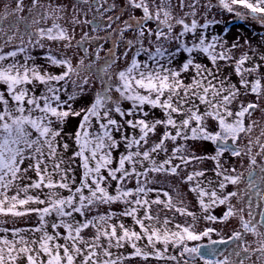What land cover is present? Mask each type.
<instances>
[{
	"label": "snow or ice",
	"instance_id": "obj_1",
	"mask_svg": "<svg viewBox=\"0 0 264 264\" xmlns=\"http://www.w3.org/2000/svg\"><path fill=\"white\" fill-rule=\"evenodd\" d=\"M90 2L96 5L97 15L91 20L73 16L71 22L91 25L93 32L104 31L106 35L89 36L85 32L76 41V47L84 55L75 65L71 58L53 55L48 48L44 58L47 63L63 69L59 74L30 63L33 58L29 55H24L23 60L18 57L26 54L29 48H45L44 41L57 42L65 49L72 47L74 36L59 23L63 19L64 6L49 4L45 7L40 0H32L28 8L31 15L23 16L19 13L24 11V0H13L11 11L8 10L10 6L5 5L0 12V216L37 217L34 227L0 228L3 233L0 235V264H19L21 260L25 264H124L133 256L144 260L150 256L164 258L170 244L181 248L179 259L177 255L167 256L176 264H198V261L245 264L254 253L264 259V212L257 220L251 204L253 195L264 200V163L258 166L259 175L256 170V156H264V143L260 142L264 130L255 141L249 138L243 147L239 143L242 134H250L258 123L251 120L245 124V117H251L259 104H245L240 97L249 92L255 94L257 100L264 96V76L259 75L262 65L245 67L251 59L247 52L234 60L232 50L240 47L239 42L229 46L220 35H212L209 39L206 33L210 25L220 22L205 20L200 23L197 20L198 0L187 5L192 11L181 17L173 15V0H151V7L149 0H126L127 6L141 10L142 15L130 16L119 29L112 28L113 22L120 19L119 15L105 18V13L116 8L115 3L101 11L107 0H77V4ZM77 4L73 5L74 11L79 10ZM217 4L240 21L251 19L264 27V0H217ZM179 7H185L184 0H179ZM189 16L192 18L187 20ZM9 17L5 29L4 22ZM49 20L51 26H41ZM149 23H154L155 27L149 28ZM130 30L135 33V39L124 40V33ZM117 32L126 45L122 56L127 62L122 69L114 70L121 59L114 50L118 40L113 34ZM146 34L152 48L144 46ZM153 36L155 40L151 39ZM108 39L112 40L113 47L102 57L104 45L100 41ZM172 43L176 44L175 49L165 46ZM91 44L96 47L90 52ZM7 45H13V50L5 52L3 49ZM131 49L135 51L128 60ZM181 53L186 54L185 59L174 67ZM141 55L146 59H139ZM198 57L207 59L215 71L199 62ZM233 60L240 87L229 82L228 77L219 78L220 62L229 64ZM260 60L264 61V55ZM189 72L192 75L185 82L184 75ZM253 74H257L256 78L250 81L247 77ZM93 76L100 87L87 107L74 110L73 104L78 97L87 94L85 86L90 87ZM69 85L73 89L70 93ZM237 101L238 110L233 111L231 106ZM125 104L129 106L125 108ZM201 106H204L203 111ZM156 109L162 112L163 118L149 120L150 112ZM70 116L81 117L73 136L76 150L69 158L73 163L79 160L78 182L71 165L64 166L66 162L61 152V149H69V144L61 141ZM209 121L216 122L218 130L213 131ZM158 126L164 131L158 142L149 144L150 135L156 133ZM126 128H131L133 133L138 130L139 135H129ZM116 133H121L119 139ZM169 141L173 145L170 151L166 143ZM189 141L211 142L215 154L197 155L194 144ZM254 143L259 145L260 151L252 155ZM121 145L124 151L114 156ZM162 152L165 158L158 160ZM225 152L237 158L242 154L249 156L247 175L237 172L235 167H222L220 158ZM206 159L216 161L215 174L222 177L219 189L232 185L233 191L220 195L216 189L202 186L203 170L188 172L182 182L188 183L189 191L196 193L203 211L227 205L221 217L208 214L204 219L228 221L238 215L239 228L227 239L210 240L208 247L189 246L188 241L210 237L216 229L197 232L195 213L178 206L169 191L153 185L160 183L157 177H178L190 165ZM29 172H33L35 178L30 177ZM131 182L134 187L128 186ZM13 190L14 194L9 195ZM151 193H155V197L150 199ZM161 195L165 199H161ZM233 198L248 200L247 218L244 208L237 209L231 204ZM117 203L124 205L119 217H131L140 231L127 227L117 218V213L111 210ZM31 204L38 206L29 207ZM179 204L183 205V201ZM153 205H163L165 209L189 216L193 225L177 224V230L171 231L167 228L171 221L166 216L163 227H155L152 222L159 223L160 218L152 214ZM101 207L107 210L101 213ZM141 211L143 216L139 215ZM50 218L54 219L50 222ZM88 229L94 230V234L86 238L84 233ZM9 231L11 239L7 235ZM248 234L257 238V248L250 250L245 239ZM145 238L152 247L151 252L137 244ZM229 241L237 244L231 256L215 248L217 243ZM157 243L163 244V250L156 247ZM126 244L133 249L127 257L113 253L112 249H122ZM241 253L243 258H240ZM218 255L223 258H217Z\"/></svg>",
	"mask_w": 264,
	"mask_h": 264
},
{
	"label": "rangeland",
	"instance_id": "obj_2",
	"mask_svg": "<svg viewBox=\"0 0 264 264\" xmlns=\"http://www.w3.org/2000/svg\"><path fill=\"white\" fill-rule=\"evenodd\" d=\"M32 0H24V11L19 13V15L23 16H30L31 13L28 12V8L31 6ZM115 3L116 8L108 11L105 13V18L109 15H119L120 19L116 20L112 24V28L119 29L123 27V21L127 20L130 16L134 15L136 17H139L142 15L141 10H134L131 7L127 6L126 0H107V3L103 5L101 8V11H103V8L108 7V4ZM185 7L181 8L179 7V0H173V4L175 7L173 8V15L177 17L184 16L185 13L191 12L192 9L189 8L187 5L192 4L193 0H184ZM40 4L47 7L49 4L56 6V5H63L64 6V12L61 13L63 16V19L59 21V23L69 29V33L74 36V39L72 40V47L69 49H65L62 44H58L57 42H48L44 41L45 48H29V51L26 54H19V59L23 60L24 55H29L33 58L31 62H34L37 65H40L42 69H46L47 71L53 73V74H59L63 69L59 66H54L46 62L45 60V53L48 50V48H51L52 54L57 55L58 57H68L71 58L73 64L75 65L80 57L84 55L82 51H80L79 48L76 47V41H78L81 36L87 32L89 36L98 35V36H105L106 33L104 31L100 32H93L91 25L86 24H77L73 25L71 20L73 16H76L80 20H91L93 16L97 15L96 13V5L94 3L89 4H77V0H40ZM77 4L78 11H74L73 5ZM215 5L214 7H207V5ZM5 5H9V11L14 7L13 0H0V12H3L5 9ZM149 5L151 7V0H149ZM196 10V19L203 23L205 20H216L220 23L218 24H212L210 25L209 29L207 30V35L209 39L212 35H220L226 43L230 46L234 42H239L240 47L237 49L232 50V56L235 59H238L243 53L247 52L249 57L251 58L248 62H246L245 67H252L253 64H261L262 67L259 70V75L264 76V61L260 60V57L264 55V27H262L258 22H255L251 19H248L246 21H240L238 20L234 14L227 13L225 10L220 8L217 4V0H198V3L195 6ZM28 13V14H27ZM86 13V15H85ZM192 17H186L187 20H190ZM11 17L5 20L4 27L5 29L8 28L9 20ZM106 22V19H105ZM43 27L51 26V20L47 22V24H42ZM149 28H154V23H149L147 25ZM180 29L177 28L176 31L178 32ZM108 31H111L109 29ZM113 37L118 40V43L115 47V52L117 56H120L121 59L117 62V65L114 66V70L122 69L126 66V60L123 58L122 54L127 50L126 45L124 43V40L127 39H135V33L133 31H126L124 33V40L119 39V33H114ZM152 40H155V37L153 36L151 38ZM190 39V37H189ZM100 43H103L104 50L101 51L100 55L103 57L105 56L108 48L113 47L112 40H103L100 41ZM144 46L152 48L153 45L149 43V39L147 37V34L144 39ZM166 47H170L171 49H175L176 44L172 43L170 45L166 44ZM96 47V44H91L89 46V51L91 52ZM5 52L13 50V45H7L3 49ZM135 49L128 50V60L131 59L133 52ZM186 54H179L176 57V60L174 61L173 66L178 67L185 59ZM92 57H89L91 59ZM139 59L144 60L146 59V56L141 55ZM199 62L207 64L209 68H213V65H211L207 59L198 57L197 58ZM234 60L229 63L225 64L224 62H220V71H219V78L223 79L224 77L229 78V82L236 84L237 87H240L239 85V79L240 77L235 74L234 72ZM88 60H86V63ZM213 71L215 69L213 68ZM192 73H186L184 75L185 82H188L190 80ZM257 74H253L252 76H248L247 78L251 81L256 78ZM90 87L85 86L87 88V94L83 97H78L76 102L73 104L74 110H79L81 108H85L88 106V104L91 102L92 97L96 90L100 87V84L98 81H96L95 77L93 76L89 81ZM262 84H264V80H262ZM72 86H68V92H72ZM244 89L241 88V93H244ZM66 98V97H62ZM240 101H243L245 104L249 102H256L259 104V108L255 110L252 113L251 117L246 116L245 117V124H248L251 120L257 121V126L253 128V131L250 134H242V138L239 141L240 146L243 147L247 145L249 138H251L253 141H255L256 137L260 136L261 131L264 130V96H261L259 100H257V97L255 94L248 93L246 95H241ZM129 105L125 104L124 107L127 108ZM232 110L236 111L239 107V101L235 102L232 106ZM204 110V106H201V111ZM117 120H120L119 116L115 117ZM156 118H163V114L159 109H156L154 111L150 112V115L148 116L149 120H153ZM81 117H69L64 125V131H63V142H67L69 144V149L67 151H63L61 149L63 159L65 160V167L71 165V167L74 169L75 176L77 182L79 181L80 172L81 169L78 167L79 160L77 159L74 163L69 159L72 156L73 151L76 150V145L73 141V136L75 134V131L79 125ZM209 125L213 131L218 130L216 122L209 121ZM56 127H59V125H55ZM164 131V128L161 126H158L157 131L155 134L150 135L149 144L153 142H158L160 136L162 135ZM126 132L129 135L135 134L139 135L138 130L133 133V130L131 128H126ZM121 133H116V138L119 139ZM261 143H264V137H261L260 140ZM167 146L169 148V151L171 150L172 142H166ZM189 143L194 144L196 149L197 155H206V156H212L215 154V148L213 147V144L211 142H193L189 141ZM124 151L123 145L114 152V156H118L120 152ZM260 151V147L258 144H253L252 146V155H255ZM226 153L223 154V156L220 158V164L224 169H230L235 167L237 171H243L246 170L248 165V155L242 154L241 158L236 159H225ZM165 158V154L162 152L157 157L158 160H163ZM27 163V162H26ZM234 163V164H233ZM26 166V165H25ZM215 168H216V161L211 159H206L200 162H196L192 165H190L186 170L182 171L180 173V176H160L157 177V179L160 181L159 184L153 185L154 187H163L164 190L169 191V193L174 197V202L178 204V206L181 207H187L189 211H192L195 213L197 219L194 223V228L197 232H202L204 229L208 226V220L204 219V217L208 214H210L209 209L208 212H205L201 209V206L199 205L196 197V193H193L189 191V184L182 182V178L187 175L188 172L192 171H199L203 170L205 172V176L201 178L202 180V186L208 187L210 189L214 188L217 190L218 194L225 195L230 190L232 191L231 185L227 186L226 189L220 190L218 187L220 179L222 177H218L215 174ZM28 175L30 177L35 178V174L33 172H29ZM58 179V177H57ZM211 181V184L208 182ZM25 183L28 181H24ZM115 185L113 184V187ZM129 187H134V182L129 183ZM14 194V190L9 193V195ZM32 194H36L33 192ZM64 195H67V192L63 193ZM155 193L149 194V198H154ZM161 199H165L161 195ZM183 201V205L179 204V201ZM231 201H242L238 198H233ZM207 202V198H206ZM38 205L31 204L29 207H37ZM124 205L121 203H117L112 206L113 211L117 213V218L122 219L123 222L127 227L133 228L136 231H140L139 226L134 224V221L131 217H119V213L123 210ZM107 210V207H101L99 211L102 213ZM152 214L158 215L160 218V222H152L155 227L162 228L163 227V220L167 216L171 223L167 225V228L171 231H176L175 225H193V220L189 216L182 215L179 212H176L175 210H168L163 207V205H153L152 207ZM140 216H143V211L139 213ZM236 217L229 218L228 221L219 222L216 224V229L221 230L222 232L225 229H230L231 227L235 225L236 221L238 220ZM79 218V217H77ZM51 219L50 218V222ZM115 222V219L114 221ZM37 223V217L35 215L25 217V218H12L10 216H0V228H29L34 227ZM146 223H149L146 221ZM49 231L51 229L49 228ZM94 234V230L88 229L85 230V237H89ZM0 235H3V233H0ZM9 238L11 239V231L7 233ZM29 238H31L32 234H27ZM37 236L39 234H36ZM213 233L210 235V237H202L201 242L207 241L209 238L213 237ZM200 241H188L189 246H194ZM63 243V241H61ZM138 246L143 249L146 252H151L152 247L148 244L147 239H142L137 242ZM156 247L160 250H163L164 246L161 243H157ZM181 248L180 246L172 247L170 244L168 246L167 252L165 253V257L161 259H157L155 256H150L147 260H144L142 257H131L130 259L125 260L124 264H176L175 261H171L167 259V256L170 255H177L180 252ZM114 254H120L122 253L124 256H128L129 253L133 251L130 244H126L124 248L122 249H112ZM186 258V257H185ZM179 259V256H178ZM19 264H25L23 260L19 261ZM198 264H203V262L198 261Z\"/></svg>",
	"mask_w": 264,
	"mask_h": 264
},
{
	"label": "flooded vegetation",
	"instance_id": "obj_3",
	"mask_svg": "<svg viewBox=\"0 0 264 264\" xmlns=\"http://www.w3.org/2000/svg\"><path fill=\"white\" fill-rule=\"evenodd\" d=\"M26 16H28V15H26ZM213 147L215 148L214 145H213ZM225 153H226L225 159H230V160L234 159V158L236 159V157L231 156L229 152H225ZM236 161H237V159H236ZM247 161L249 162V156H248V160ZM256 162H257V169L256 170H257V174L259 175V167L258 166L260 164L264 163V156L257 155L256 156ZM248 165H249V163H248ZM248 167L246 168V170H243V171H240V172H244L245 175H247ZM237 172H239V171H237ZM240 187L243 188L244 185L241 184ZM231 188H232V191H233L234 190V186L231 185ZM247 203H248L247 199H244L242 201H231V204L234 205L237 209L244 208V213L243 214H244L245 218H247V214H248V209L246 207ZM251 204H252V211H253L256 219L260 220L261 217H260L259 214L261 212H264V200H261L258 196L253 195L252 199H251ZM226 210H227V205H217V206L212 208V210L210 211V214L219 218V217H221L223 215V213ZM237 218H238V220L236 221V223L233 226V228L231 227L230 229H225L223 232L221 230H219V229H216V224L219 223V222H223L222 220H219V219L216 220V221H209L208 220L209 224H208L207 228H214V229H216V231L213 232L214 235H213L212 238H209L205 242H201L200 241L197 244L209 243L210 240L218 241V240L221 239V237H223L224 239H227V237L230 236L233 231H235V230H237L239 228V216ZM262 231H264V229H262ZM245 239L247 240L248 245L250 246V250L251 249H255V248H257L259 246L258 243H257V238L255 236H253L252 234H248L245 237ZM236 247H237V244H236L235 241H229V242L226 243L225 247L219 251V253H223L225 255L231 256L233 249H235ZM243 255L244 254L241 253V257L240 258H243ZM259 257H260L259 253H254L253 255H251L250 259L245 260V264H264V259H260ZM217 258H223V257L218 255ZM232 258L233 259H237L236 257H232Z\"/></svg>",
	"mask_w": 264,
	"mask_h": 264
},
{
	"label": "water",
	"instance_id": "obj_4",
	"mask_svg": "<svg viewBox=\"0 0 264 264\" xmlns=\"http://www.w3.org/2000/svg\"><path fill=\"white\" fill-rule=\"evenodd\" d=\"M203 247H208V246H210V242L209 243H200ZM225 245H226V243L225 244H219V243H217L216 245H215V248H217L219 251L221 250V249H223L224 247H225Z\"/></svg>",
	"mask_w": 264,
	"mask_h": 264
}]
</instances>
